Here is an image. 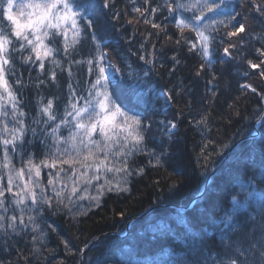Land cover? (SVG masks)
I'll return each mask as SVG.
<instances>
[{
    "label": "trees",
    "instance_id": "16d2710c",
    "mask_svg": "<svg viewBox=\"0 0 264 264\" xmlns=\"http://www.w3.org/2000/svg\"><path fill=\"white\" fill-rule=\"evenodd\" d=\"M160 2L150 0L149 6L144 0H110L104 8L103 0H91L94 27L85 28L76 51L67 57L63 37L58 38L55 58L60 67L46 60L42 71L38 62L24 64L20 53H13L16 72L8 79L25 113V140L30 142L25 144V159L31 155L39 163L46 152L54 150L51 136L46 135L54 125L44 123L47 117L41 113L42 106L52 100L58 117L55 123H59L69 104L70 84L77 96H87L95 80L87 64L96 55L93 33L107 54L105 64L115 65L108 74L115 73L119 102L139 114L147 126L146 151L129 157L128 191L105 190L98 200L80 199L83 193L78 192L69 205L71 211L57 203L48 185L49 174L55 176L57 169L42 167L40 180L44 195L52 197L51 207L41 205L25 214L26 223L27 215L36 217L37 232L31 224L19 234L0 232V264H213L226 258L223 240H245L240 229L246 231L253 217L258 222L264 216L260 202L248 195L264 191V78L260 75L264 66L252 69L248 64L264 60L257 52L264 49V15L255 10L252 0H226L246 26L244 41L240 37L229 40L227 30L221 28L209 66L183 40L177 43L180 33L166 9L150 14V7ZM255 2L264 7V0ZM133 7H149V12L141 17ZM117 13L118 19H113ZM145 19L161 29L145 24ZM184 35L195 42L194 34ZM230 44L235 48L225 57L223 48ZM17 77L22 78L23 87L16 85ZM203 116L206 124H198ZM169 121L178 127L170 137L164 132ZM61 133L67 137L69 129L62 127ZM94 138H100L98 132ZM163 150L162 166H154L155 158L146 152ZM13 163L19 168L20 157L14 156ZM108 179H114L113 175L108 174ZM3 182L6 186V176ZM104 182L103 178L99 181ZM70 190L71 185L64 192L65 204ZM88 195L95 196L96 188H89ZM227 216L232 219L226 223ZM62 241L69 243L71 251Z\"/></svg>",
    "mask_w": 264,
    "mask_h": 264
},
{
    "label": "snow or ice",
    "instance_id": "6c2138e0",
    "mask_svg": "<svg viewBox=\"0 0 264 264\" xmlns=\"http://www.w3.org/2000/svg\"><path fill=\"white\" fill-rule=\"evenodd\" d=\"M90 3L91 0H0V232L5 236L10 233L19 234V230L29 224L32 225L33 232L39 231L35 223L36 217L27 215L26 223L25 214L35 211L41 205L51 207L52 197L44 195L40 180L42 167L57 169L55 176L49 174L48 185L53 187L57 203L71 211L69 205L78 192L83 193L78 196L80 199L98 200L105 190L128 191L127 177L132 174L129 157L146 151L144 142L147 126L139 114L132 113L119 102L114 86L115 73L111 77L108 74V69L115 68V65L105 64L107 54L102 51L101 41L93 33L91 39L96 55L88 59L87 64L89 74L95 75V80L90 82L87 96H77L70 84L69 104L59 123H55L58 117L53 111V101L48 100L47 104L42 106L41 113L47 117L45 124L48 121L53 122L54 126L50 127L46 135L51 136L50 148L54 150L46 152L45 158L39 163H35L31 155L27 159L24 158L25 144L30 143L25 140L26 124L22 119L25 113L21 110L20 101L8 79V76L15 75L16 72L13 53H20V60L24 64L38 62L42 71L46 60L60 67L61 62L55 58L59 54L57 40L63 37V51L66 57L76 51L85 28L91 30L94 27L95 20ZM252 3L255 10L264 15V7L256 4L255 0H252ZM109 4L110 0H103L104 8H108ZM144 5L150 6V0H144ZM164 9L172 16L174 27L180 33L177 43L183 40L189 45V50L198 52L209 66L213 62V45L221 28L227 30L229 40L240 37L241 43L244 41L242 34L246 32V26L237 20L239 13L235 12L234 7H229L226 0H161L156 7H150V14ZM132 11L143 17L149 12V7H133ZM118 16L119 13L114 15L113 19H118ZM4 21L8 22L7 25ZM144 23H151V26L157 29L162 27L148 19H145ZM162 30L167 29L165 27ZM185 32L194 34L195 42L185 36ZM220 43L224 41L220 40ZM230 48L234 49L235 45L230 44L223 48L225 57L231 55ZM257 52L264 56V49H257ZM248 64L250 68L258 69L264 66V60L260 64L248 61ZM203 67L202 64L201 68ZM119 71L116 69V72ZM71 75L69 69V76ZM260 75L264 78V70ZM51 78L55 81V71L51 72ZM16 85L23 87L21 77L16 78ZM242 88L257 91L250 85H242ZM72 97H77V101L83 103L74 102ZM206 120L207 117L203 116L197 123L206 124ZM62 127L69 129L67 137L62 135ZM176 127L175 123L169 121L164 129L165 134L170 137ZM32 132L35 135L36 129H32ZM97 132L99 139L94 138V133ZM223 147L227 148L228 145ZM146 154L155 158L154 166H162L166 150L159 154L155 151H148ZM14 156L20 157L19 168L13 163ZM63 165L68 167L64 168ZM142 171L143 169L139 170ZM61 173H64L63 177ZM108 174H112L114 179H108ZM5 176L6 186L3 182ZM102 178L104 184L99 183ZM93 181L97 183L93 185ZM56 184L62 187L57 189ZM69 185L71 190L66 197L68 203L65 204L64 192ZM81 185L84 187L81 188ZM91 187L96 188L95 196L88 195V189ZM248 195L258 200L264 208V191L254 190ZM232 199L235 200V197ZM9 212L13 214L8 215ZM231 219V216H227L225 222ZM252 221L251 227L246 231L244 228L240 229L245 234V240L228 238L222 241L226 258L215 260L213 264H264V216L258 222L253 217ZM36 239L37 237L33 236V240ZM62 243L71 251L67 241Z\"/></svg>",
    "mask_w": 264,
    "mask_h": 264
},
{
    "label": "rangeland",
    "instance_id": "374dc122",
    "mask_svg": "<svg viewBox=\"0 0 264 264\" xmlns=\"http://www.w3.org/2000/svg\"><path fill=\"white\" fill-rule=\"evenodd\" d=\"M108 70H109V69H108ZM108 73H109V71H108ZM110 76H111V75H110ZM177 128H178V127H176V128L173 130V132H177V130H178ZM173 132H172V133H173ZM204 191H205V188H204L203 192L201 193V195H203ZM201 195H200V196H201ZM197 198H198V197H197ZM141 216H143V215H140V216H138V217H141ZM132 220H133V219H132ZM132 220L130 221V223L132 222ZM130 223H128L127 225L129 226ZM128 228H129V227H127V229H126V233H125V235H126L127 232H128ZM125 235L121 236V238L125 237ZM91 245H93V244H91ZM83 253H84V252H83Z\"/></svg>",
    "mask_w": 264,
    "mask_h": 264
}]
</instances>
